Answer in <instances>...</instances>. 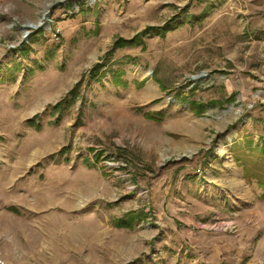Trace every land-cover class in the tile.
<instances>
[{"label":"rangeland","instance_id":"rangeland-1","mask_svg":"<svg viewBox=\"0 0 264 264\" xmlns=\"http://www.w3.org/2000/svg\"><path fill=\"white\" fill-rule=\"evenodd\" d=\"M263 148L264 0H0V264H264Z\"/></svg>","mask_w":264,"mask_h":264},{"label":"trees","instance_id":"trees-1","mask_svg":"<svg viewBox=\"0 0 264 264\" xmlns=\"http://www.w3.org/2000/svg\"><path fill=\"white\" fill-rule=\"evenodd\" d=\"M180 26H182V24H179L178 26H175V25L172 26V24H167L161 28H150L147 32L144 33V35H154V36L165 37L167 35V33H169L170 31H174L177 27H180ZM137 44H139L137 39L129 40V41L119 39L118 41H116L113 51L118 49V48L131 47V46H135ZM111 54H108L107 56H110ZM101 71H102V64L97 65L94 68V70L92 72V80L93 81L97 80L100 77ZM75 96H76V90L74 89L73 91H71L69 93V96H68L69 100H64V101L58 103L56 106H54V111L59 112L64 107L65 108L70 107L74 102ZM37 121H38V116H36L34 119H32L30 121V125L32 124V126H36L40 129L41 127L38 125L39 122H37ZM263 152H264V148H263ZM258 184H259V187L264 190V183L259 182ZM137 217H138V215L136 213L129 214V216L127 218L120 219L117 222V226L120 228H131L132 224L134 223V221L136 220Z\"/></svg>","mask_w":264,"mask_h":264},{"label":"bare ground","instance_id":"bare-ground-1","mask_svg":"<svg viewBox=\"0 0 264 264\" xmlns=\"http://www.w3.org/2000/svg\"><path fill=\"white\" fill-rule=\"evenodd\" d=\"M38 25L39 24H30V26H33L34 28H37L38 27ZM155 92V89H154V87L152 86V85H149L147 88H146V90L144 91V92H142L141 94H140V96H142L143 98H148V97H150V95H152L153 93ZM13 169V171L14 172H16L17 171V169L18 168H12ZM3 180H4V184H3V187H6L7 185H8V183H9V180H10V176L9 177H3ZM2 217H1V225L3 226V225H5V224H7V222L9 221L10 223H11V225L14 227L16 224H17V221L16 220H14V219H11V218H8V216L6 215H1ZM240 218V216H237L236 217V219L238 220V222L237 223H231V226H237L238 225V227L240 228V224H241V220L239 219ZM235 219V220H236ZM6 220H7V222H6ZM54 220H56L57 221V224L58 225H60L61 224V228H62V232L63 231H68L69 229H70V236H73L76 240L77 239H80L81 237H82V225H80V226H74V227H72V228H70V226H66V227H64V225H63V223L62 222H60V220H59V217H58V219H54ZM240 220V221H239ZM51 230H53V229H55V224L52 222L51 223ZM224 225H221V226H219V228L218 229H220V228H222ZM48 229H50V228H48ZM215 229V228H214ZM220 231H222V229L220 230ZM69 232L67 233V234H69Z\"/></svg>","mask_w":264,"mask_h":264}]
</instances>
